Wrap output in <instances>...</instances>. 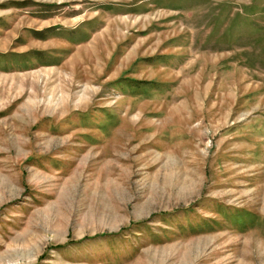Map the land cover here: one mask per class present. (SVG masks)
<instances>
[{"label":"rangeland","instance_id":"374dc122","mask_svg":"<svg viewBox=\"0 0 264 264\" xmlns=\"http://www.w3.org/2000/svg\"><path fill=\"white\" fill-rule=\"evenodd\" d=\"M0 264H264V0H0Z\"/></svg>","mask_w":264,"mask_h":264}]
</instances>
